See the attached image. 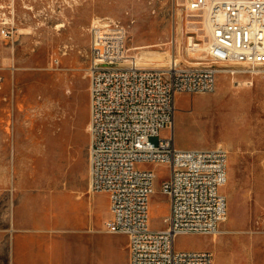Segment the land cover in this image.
Wrapping results in <instances>:
<instances>
[{
	"label": "rangeland",
	"instance_id": "obj_1",
	"mask_svg": "<svg viewBox=\"0 0 264 264\" xmlns=\"http://www.w3.org/2000/svg\"><path fill=\"white\" fill-rule=\"evenodd\" d=\"M178 4L0 0L1 264H10L14 228L40 226L45 235L55 236L76 223V214L84 226V264L107 259L126 244L125 235L103 231L111 219L108 194L89 191L90 29L97 21L124 27L128 54L142 66L165 67L174 57L182 65L209 64L200 51L202 59L188 50L189 37L201 46L209 41L205 29H193L196 25L203 29L202 20L196 17L189 23ZM175 107L178 149L219 144L228 150V179L220 191L233 205L221 233L181 235L175 249L210 250L215 264H264L263 79L243 72L222 73L214 93H179ZM165 135L162 130L160 136ZM140 167L156 173L148 202L149 227L163 230L170 202L162 193V182L170 169L163 164ZM31 239L17 235L16 257L18 247Z\"/></svg>",
	"mask_w": 264,
	"mask_h": 264
},
{
	"label": "built area",
	"instance_id": "obj_2",
	"mask_svg": "<svg viewBox=\"0 0 264 264\" xmlns=\"http://www.w3.org/2000/svg\"><path fill=\"white\" fill-rule=\"evenodd\" d=\"M177 1L207 23L209 64L182 65L174 57L165 67L142 66L128 54L124 27L97 21L90 29L89 191L108 194L111 219L104 231L128 238L129 264H214L211 251L176 250L175 240L221 233L227 199L220 189L228 179L229 153L219 144L175 146V96L214 93L219 69H232L224 66H240L264 85V0ZM195 46L201 44L192 40L189 51L195 53ZM143 164L170 169L162 182L170 202L163 230L149 227L156 173Z\"/></svg>",
	"mask_w": 264,
	"mask_h": 264
},
{
	"label": "crops",
	"instance_id": "obj_3",
	"mask_svg": "<svg viewBox=\"0 0 264 264\" xmlns=\"http://www.w3.org/2000/svg\"><path fill=\"white\" fill-rule=\"evenodd\" d=\"M74 220L76 223L55 236L45 235L46 230L40 226L32 230L14 228L10 247V264H84V226L79 214L74 216ZM21 234L28 235L32 239L30 243L18 247L20 251L16 257L15 240L17 235ZM0 255V262H2V254ZM8 256L7 253L6 257ZM94 264H129L128 238L126 244L112 250L107 255V259Z\"/></svg>",
	"mask_w": 264,
	"mask_h": 264
},
{
	"label": "bare ground",
	"instance_id": "obj_4",
	"mask_svg": "<svg viewBox=\"0 0 264 264\" xmlns=\"http://www.w3.org/2000/svg\"><path fill=\"white\" fill-rule=\"evenodd\" d=\"M179 6H180V4H178ZM179 18H182V15L181 14H179ZM185 18L187 19V21L189 22V23H191V19L192 18H196V16H194V15H191V14H189V13H187L186 15H185ZM181 20V19H180ZM202 20V19H201ZM201 24H203V26H204V28L203 29H199L197 26L198 25H196V26H194V30L197 32V31H199V30H206V32H207V35H210V31H209V27H208V25H207V23L205 22V21H201L200 22ZM199 23V24H200ZM192 37H189V40H190V43H189V45L192 43ZM203 42H204V40L203 39H201ZM209 47H210V44H209V41L207 42V43H204V45L203 46H195V53H192V55H197V56H199V55H201V54H203V56L204 57H207L208 56V53H209ZM190 49V48H189ZM188 49V50H189ZM201 52V54L200 53H198L197 54V52ZM189 52V51H188ZM200 57V56H199ZM204 57H200L199 59H202V58H204ZM134 62L135 63H138V64H140V61H139V59L137 58V59H135L134 60ZM195 64V66L196 65H202V63L201 62H197V63H194ZM193 65V64H192ZM224 67H230V68H232V69H229L230 71H232L233 73L235 72H242V70H241V68L242 67H240V66H224ZM239 68V69H238ZM219 71H220V73H226V72H230V71H224L223 70V68H220L219 69ZM227 166H228V164H227ZM227 174H228V172H227ZM226 184H227V182H226ZM225 184V185H226ZM231 206H233V205H230L229 203H227V217H228V215H230L231 214V212H233L232 211V207ZM226 221H227V218H226ZM214 241H216L215 239H213Z\"/></svg>",
	"mask_w": 264,
	"mask_h": 264
}]
</instances>
